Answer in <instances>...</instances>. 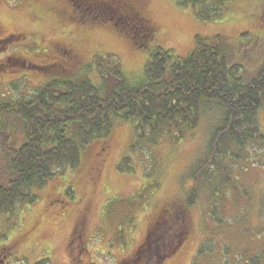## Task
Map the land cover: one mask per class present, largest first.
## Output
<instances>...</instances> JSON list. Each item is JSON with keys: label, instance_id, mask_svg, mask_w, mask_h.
Returning <instances> with one entry per match:
<instances>
[{"label": "rangeland", "instance_id": "374dc122", "mask_svg": "<svg viewBox=\"0 0 264 264\" xmlns=\"http://www.w3.org/2000/svg\"><path fill=\"white\" fill-rule=\"evenodd\" d=\"M140 1L155 29L144 46L143 32L130 29L134 42L123 34L118 12L112 20H81L73 13L75 8L84 13L82 8L70 0H0V102L28 99L53 75L84 74L98 83L91 68L96 54H114L135 84L143 78L151 49L168 48L185 57L196 36L227 38L234 54L229 62L242 64L246 78L264 63V0H228L224 15L215 21L199 20L193 9L173 0ZM220 117V108L209 110L182 140L163 137L136 144V152H128L136 140L133 123L116 121L109 142L94 141L76 167L59 169L33 190L34 202L0 214V242L17 243L16 264L134 259L159 212L191 189L192 171ZM257 117L264 134V109ZM124 154L127 162L118 165ZM233 172V186L216 207L210 189L218 184L198 180L197 201L186 211L185 237L161 264H264V159Z\"/></svg>", "mask_w": 264, "mask_h": 264}, {"label": "trees", "instance_id": "16d2710c", "mask_svg": "<svg viewBox=\"0 0 264 264\" xmlns=\"http://www.w3.org/2000/svg\"><path fill=\"white\" fill-rule=\"evenodd\" d=\"M227 1L173 0L177 6L193 9L202 21L220 19ZM70 2L82 8L84 13L73 7L81 20H112L118 12L116 18L123 23L117 26H124L123 34L131 40L130 29L143 32V46L154 35L140 0ZM233 57L231 44L221 35L196 36L194 48L185 57L154 47L143 78L132 84L114 54H96L91 68L98 83L84 74L77 78L53 75L28 99L0 102V161L5 175L2 179L0 174V214H12L18 204L34 202L33 190L44 186L59 169L76 167L81 152L85 157L94 141L109 142L116 121L133 123L136 140L128 152H136V144L156 143L163 137L182 140L201 114L220 108V124L210 132L204 156L192 171L191 189L185 198L159 212L136 257L121 262L161 264L185 237L186 211L197 201L198 180L218 184L210 189L216 207L233 186V170L264 159V154L257 155L264 152L257 117L264 109V63L246 78L242 64L229 62ZM126 156L118 165L127 162Z\"/></svg>", "mask_w": 264, "mask_h": 264}, {"label": "flooded vegetation", "instance_id": "af4514ba", "mask_svg": "<svg viewBox=\"0 0 264 264\" xmlns=\"http://www.w3.org/2000/svg\"><path fill=\"white\" fill-rule=\"evenodd\" d=\"M149 24L151 25L150 22ZM150 27L152 30L154 29L153 25H151ZM153 31L155 32V29ZM63 50L65 52L69 51L68 47H63ZM64 57L67 58L66 56ZM57 64H62V63H57ZM78 237H77L78 239L77 243L80 242L81 244L82 235L80 234ZM16 244H17L16 242H12V243L2 242V241L0 242V264H16L17 259L20 257V251L19 248L16 246Z\"/></svg>", "mask_w": 264, "mask_h": 264}]
</instances>
